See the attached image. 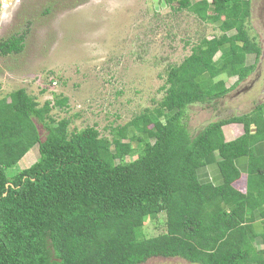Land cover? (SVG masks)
<instances>
[{"label": "trees", "instance_id": "16d2710c", "mask_svg": "<svg viewBox=\"0 0 264 264\" xmlns=\"http://www.w3.org/2000/svg\"><path fill=\"white\" fill-rule=\"evenodd\" d=\"M183 5L221 34L201 38L181 62L169 65L158 106L111 128L110 138L94 125L71 132L67 118L54 120L50 111L66 106V97L39 106L18 88L0 98V264H140L158 256L264 264V153L255 147L264 144L263 104L211 121L193 135L186 124L190 105L235 86L216 77L238 83L255 69L261 48L245 28L250 0ZM23 37L0 39V55L19 52ZM34 119L47 129L43 139ZM232 123L243 132L226 141L222 126ZM33 146L37 158L7 175ZM212 153L219 157L218 185L197 178ZM242 156L243 192L233 186L241 174L235 160ZM158 214L162 231L144 236L146 220Z\"/></svg>", "mask_w": 264, "mask_h": 264}, {"label": "rangeland", "instance_id": "374dc122", "mask_svg": "<svg viewBox=\"0 0 264 264\" xmlns=\"http://www.w3.org/2000/svg\"><path fill=\"white\" fill-rule=\"evenodd\" d=\"M183 1L170 5L165 0H0V39L24 35L19 52L0 55V98L18 88L39 106L45 100L53 103L54 96L66 97V106L50 111L54 120L67 118L71 132L94 125L110 138L111 128L158 106L169 65L181 62L201 38L221 34L213 22L185 9ZM245 28L261 48L255 69L238 83L236 77L224 74L215 78L223 79L227 87L235 86L213 101L187 108L191 135L211 121L240 115L257 103L263 104L264 119V0H250ZM34 121L43 139L47 129ZM149 127L145 120L143 128ZM37 156L33 146L7 168V175L28 167ZM163 218L158 214L147 219L144 236L160 233ZM140 264L194 263L158 256Z\"/></svg>", "mask_w": 264, "mask_h": 264}, {"label": "crops", "instance_id": "0c3cea01", "mask_svg": "<svg viewBox=\"0 0 264 264\" xmlns=\"http://www.w3.org/2000/svg\"><path fill=\"white\" fill-rule=\"evenodd\" d=\"M227 86V85H226ZM223 135L226 141H230L238 137L243 132V126L239 123L226 124L222 126ZM256 150H259L264 153V144L260 143L255 146ZM32 159V158H31ZM36 159V158H35ZM34 159V160H35ZM30 159H28L29 161ZM31 160V161H34ZM219 157L216 153H212L206 163L202 165L197 171V178L200 182H209L213 185H218L221 183V175L217 167V161ZM29 161V162H31ZM235 165L240 171V177L238 180L233 182V186L239 191L245 190V180H246V171H247V157H238L235 160Z\"/></svg>", "mask_w": 264, "mask_h": 264}]
</instances>
